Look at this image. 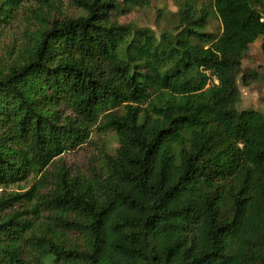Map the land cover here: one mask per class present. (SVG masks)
Instances as JSON below:
<instances>
[{"label": "trees", "instance_id": "obj_1", "mask_svg": "<svg viewBox=\"0 0 264 264\" xmlns=\"http://www.w3.org/2000/svg\"><path fill=\"white\" fill-rule=\"evenodd\" d=\"M24 1L60 0H2L0 28ZM67 2L0 72V264H264V114L237 110L263 0L182 3L159 39L114 18L152 0ZM94 128L118 148L73 176Z\"/></svg>", "mask_w": 264, "mask_h": 264}, {"label": "rangeland", "instance_id": "obj_2", "mask_svg": "<svg viewBox=\"0 0 264 264\" xmlns=\"http://www.w3.org/2000/svg\"><path fill=\"white\" fill-rule=\"evenodd\" d=\"M2 0H0L1 2ZM212 0H152L146 8L136 6H121L124 14H114L118 23L133 24L137 28H145L159 39L164 32H174L177 26L175 14L182 3H191L198 8L210 6ZM253 4V3H252ZM255 7V5L253 4ZM264 20V0L260 7H256ZM81 14L69 5L67 0L57 1L52 8H44L40 11L35 2H21L19 10L14 13L12 21L0 28V72L6 71L12 64L20 60L24 45L31 40V35L39 29L40 20L56 17H75ZM46 17V18H45ZM206 32L219 35L221 24L213 14L208 21ZM261 38L249 47V51L242 61L243 74H248L244 82L242 76L238 78V88L241 100L237 105L238 111L252 109L264 114V54L260 49ZM139 64V62H136ZM247 83V85L245 84ZM119 112V111H118ZM118 148L117 138L111 131H97L93 129L88 142L81 148L65 153L61 156V162L71 171L73 176H88L92 167H98L94 163L103 153L114 154ZM22 183L19 187H9L6 192H25L32 186ZM1 191V190H0ZM46 217V214L45 216ZM37 221L38 218H35ZM39 223L43 222L40 218ZM52 260L44 261L51 264Z\"/></svg>", "mask_w": 264, "mask_h": 264}]
</instances>
